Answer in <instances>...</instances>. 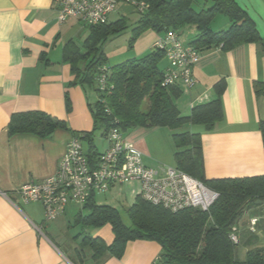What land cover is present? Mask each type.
<instances>
[{
  "label": "crops",
  "instance_id": "0c3cea01",
  "mask_svg": "<svg viewBox=\"0 0 264 264\" xmlns=\"http://www.w3.org/2000/svg\"><path fill=\"white\" fill-rule=\"evenodd\" d=\"M235 1L264 39V0ZM135 16L138 14L133 7L121 5L110 15L108 23L126 19L132 30L138 21ZM212 24L213 31L218 32L230 26V21L221 24L213 21ZM89 34L90 28L77 19L59 22L58 5L54 0H0V264L159 263L162 247L151 240L129 242L121 257L106 255L95 262L86 249L81 259L78 251H82L80 243L88 229H81V233L72 237L56 234L46 227L44 215L38 213L40 205L44 214L43 206L36 202L25 203L19 195V190L27 183L56 174L73 136H84L94 130L92 109L97 104L98 93L89 86L74 85L71 65L64 60L66 45L72 43L81 48ZM196 35L195 26L187 27L181 39L188 46ZM120 36L108 41L113 42ZM166 66L167 61L164 62ZM194 75L197 83L191 89L182 83L177 85L182 90V96L176 101L182 116L190 115L195 106L215 100L214 86L222 79L226 82L222 97L223 121L210 132L203 126L187 125L186 129L202 137L206 179L264 176V144L259 127L264 120V95L256 93V85L264 84V45L245 44L230 51L204 50ZM30 111L47 113L64 121L66 129L57 130L48 139L29 134L10 137L11 116ZM162 130L140 127L124 136L142 152L148 167L165 168L158 165L155 150L156 134ZM98 138L102 150L98 147ZM94 144L100 155L107 150L103 132L96 133ZM168 167H176V163ZM118 187L134 202L141 190L140 184L134 182L116 185L109 192ZM70 205L78 206L67 205L53 222H64ZM109 206L118 209L114 204ZM254 215L250 213L249 219L244 220L246 225L241 224L239 228L240 244L243 241L244 246V256L239 253L240 259L252 248H264V214L260 216L256 234L249 236L247 232L249 220ZM73 226L69 223L68 228ZM78 235L81 238H76ZM87 235L100 237L108 245L114 241L110 226Z\"/></svg>",
  "mask_w": 264,
  "mask_h": 264
},
{
  "label": "trees",
  "instance_id": "16d2710c",
  "mask_svg": "<svg viewBox=\"0 0 264 264\" xmlns=\"http://www.w3.org/2000/svg\"><path fill=\"white\" fill-rule=\"evenodd\" d=\"M144 1L148 4V10L137 13L139 18L133 25L129 41L131 49L147 32H155L161 37L168 31H175L181 36L182 31L191 26L196 27L197 35L188 46L200 52L213 48L230 51L251 43L264 45V39L254 22L235 0ZM218 14L229 19L228 30L215 32L211 28ZM89 28L90 34L81 48L72 43L66 45L64 60L71 65L74 85L89 86L98 93L97 104L92 109L94 130L87 134L88 137L80 136L87 142L90 161H97L100 157L94 144L96 133L103 132L106 136L113 127L123 132L140 127L178 130L193 125L203 126L210 132L223 121L224 79L214 86L215 100L195 106L190 115L182 116L176 103L182 96V90L177 86L164 85L163 64L166 58L162 51L153 47L154 52L142 58L108 66L103 46L109 38L129 29L128 20L121 19ZM104 68L107 70V83L102 91L98 78ZM256 93L258 96L264 95L263 83L256 85ZM259 127L264 144V120ZM8 128L10 137L29 134L48 139L57 130L66 129V124L47 113L30 111L13 114ZM172 138L176 148V168L216 192L218 198L214 204L208 211L188 209L173 214L138 196L127 210L130 220L127 224L118 209L99 205L96 196H92L76 215L74 227L95 230L110 226L114 241L108 245L100 237L86 235L80 243L82 251H78L81 253L79 257L82 259V252L86 249L91 252L95 262L103 260L106 255L121 257L129 242L151 240L162 247L158 264H264V248H252L244 259H240V242L235 244L231 240L234 229L240 238L238 224L245 212L252 207L264 206V176L207 180L201 135L184 132L176 133ZM263 214L256 212L252 218L260 219ZM251 232L256 234V231Z\"/></svg>",
  "mask_w": 264,
  "mask_h": 264
},
{
  "label": "built area",
  "instance_id": "2783aa9c",
  "mask_svg": "<svg viewBox=\"0 0 264 264\" xmlns=\"http://www.w3.org/2000/svg\"><path fill=\"white\" fill-rule=\"evenodd\" d=\"M58 5V20L70 18L83 25L95 27L106 24L111 14L121 5H130L141 14L148 10L144 0H54ZM153 47L165 54L164 85L182 83L187 89L196 85L194 69L201 60V52L183 43L175 31L161 35ZM106 68L98 78L99 88L105 90ZM104 104V101H102ZM108 148L97 161H90L84 150L82 137L73 136L61 157L54 176L31 181L19 190L25 203H40L44 208L46 223L57 220L69 204L86 205L92 196L105 194L116 185L137 182L141 186L139 196L144 201L177 214L188 209L208 211L218 194L176 167L151 168L134 144L127 141L118 127L105 136ZM259 218L250 220L251 231H256ZM231 240L239 244L235 229Z\"/></svg>",
  "mask_w": 264,
  "mask_h": 264
},
{
  "label": "rangeland",
  "instance_id": "374dc122",
  "mask_svg": "<svg viewBox=\"0 0 264 264\" xmlns=\"http://www.w3.org/2000/svg\"><path fill=\"white\" fill-rule=\"evenodd\" d=\"M138 18H139L138 16L134 17L135 20ZM110 20H113V19L111 18ZM223 21H229V19L225 15H222V14H218L214 19V23H217V24H221ZM214 27H216L215 24H214ZM228 29H229V26L226 29H223V31L228 30ZM158 37L159 35L156 34L155 32H152V31L147 32L135 42L134 47L131 49L129 47V41L131 38V27H129V29L125 33L121 34V36L117 38V40L113 42L110 40L111 42L107 41L104 44L103 52L108 59L107 64L110 66H113V65L125 62L129 59L142 58L148 54L153 53L154 52L153 44L155 43V41L158 40ZM187 127L188 126H185L178 130H170L168 128H161L163 130L161 132L160 131L157 132L158 134H156L155 150H156V153L158 154V159H157L159 163L158 165L165 166V167L175 165L174 153L176 151V148L174 145L173 138L169 135V133H171V135L172 134L174 135L176 133H184V132H187L186 130ZM129 132L130 130L123 131L124 136H126ZM98 140L100 139L99 138L97 139V143H99ZM82 143H83L84 150L87 153L88 152L87 142L82 141ZM98 147L100 150H102L103 148V146L100 143ZM123 192H124V189L123 188L121 189V187H118L116 190L108 192L105 195H102V194L97 195L96 202L99 205H109V204L116 205L122 214L124 222L129 224L130 220L127 215V210L133 204L134 201L131 200V198H129L128 196H126L125 193ZM37 208H38L37 209L38 213H40L41 215H44L41 206L39 205L37 206ZM80 208L81 207L79 206L70 205V207H68L66 210V215L64 216V222L60 224H56L55 222H48L46 223L48 224V226L46 227L51 228L50 231L56 232V234H60L62 236L67 235L68 237H72V236H75L81 233L82 231L81 227L73 226V227L68 228L69 223L74 225L75 216L80 211ZM256 212L257 213L259 212V214H262L264 212V206L261 208L252 207L250 211L247 210L245 212L244 218H242V220L238 224V228L241 226L240 224L246 225L244 223L245 221L249 219L250 213L255 214ZM249 224H250V220H249ZM240 228H242V226ZM247 230H248L247 232L249 236H254V233L250 231L248 226H247ZM45 231L46 230H44V232ZM91 231H93V229L89 228L87 230V233H84V236H86L87 234H90ZM242 242L240 246L238 247V249H239V253L244 256L243 254L244 246Z\"/></svg>",
  "mask_w": 264,
  "mask_h": 264
},
{
  "label": "water",
  "instance_id": "95a60500",
  "mask_svg": "<svg viewBox=\"0 0 264 264\" xmlns=\"http://www.w3.org/2000/svg\"><path fill=\"white\" fill-rule=\"evenodd\" d=\"M86 137H88V135H85ZM258 204H260V202H258Z\"/></svg>",
  "mask_w": 264,
  "mask_h": 264
}]
</instances>
